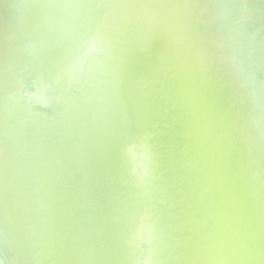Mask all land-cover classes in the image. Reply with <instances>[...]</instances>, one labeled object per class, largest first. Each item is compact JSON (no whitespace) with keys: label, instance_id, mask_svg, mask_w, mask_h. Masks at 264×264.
Instances as JSON below:
<instances>
[{"label":"water","instance_id":"95a60500","mask_svg":"<svg viewBox=\"0 0 264 264\" xmlns=\"http://www.w3.org/2000/svg\"><path fill=\"white\" fill-rule=\"evenodd\" d=\"M0 264H264V0H0Z\"/></svg>","mask_w":264,"mask_h":264},{"label":"rangeland","instance_id":"374dc122","mask_svg":"<svg viewBox=\"0 0 264 264\" xmlns=\"http://www.w3.org/2000/svg\"><path fill=\"white\" fill-rule=\"evenodd\" d=\"M247 131H248V130H244V131H243V134H245V132L248 133Z\"/></svg>","mask_w":264,"mask_h":264}]
</instances>
